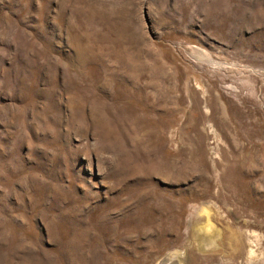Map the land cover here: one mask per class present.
Here are the masks:
<instances>
[{"label": "rangeland", "instance_id": "1", "mask_svg": "<svg viewBox=\"0 0 264 264\" xmlns=\"http://www.w3.org/2000/svg\"><path fill=\"white\" fill-rule=\"evenodd\" d=\"M161 261L264 264V0H0V264Z\"/></svg>", "mask_w": 264, "mask_h": 264}, {"label": "bare ground", "instance_id": "2", "mask_svg": "<svg viewBox=\"0 0 264 264\" xmlns=\"http://www.w3.org/2000/svg\"><path fill=\"white\" fill-rule=\"evenodd\" d=\"M213 229V228H212ZM204 230V232L200 235V245H202L203 247L207 246L210 244L211 240H212V236L210 233H208L209 231ZM199 239V238H198ZM214 240V239H213ZM214 243V242H213ZM253 252V250L251 251V253ZM172 254H168L166 255L167 258L171 257ZM166 260V259H165ZM168 261H161V264H167ZM176 264H181L180 261H177Z\"/></svg>", "mask_w": 264, "mask_h": 264}]
</instances>
